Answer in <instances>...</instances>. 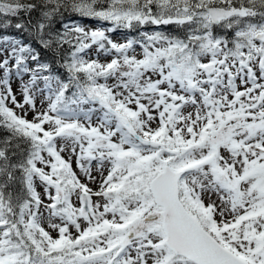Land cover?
Here are the masks:
<instances>
[{
    "label": "snow or ice",
    "instance_id": "6c2138e0",
    "mask_svg": "<svg viewBox=\"0 0 264 264\" xmlns=\"http://www.w3.org/2000/svg\"><path fill=\"white\" fill-rule=\"evenodd\" d=\"M0 264H264V0H0Z\"/></svg>",
    "mask_w": 264,
    "mask_h": 264
},
{
    "label": "rangeland",
    "instance_id": "374dc122",
    "mask_svg": "<svg viewBox=\"0 0 264 264\" xmlns=\"http://www.w3.org/2000/svg\"><path fill=\"white\" fill-rule=\"evenodd\" d=\"M76 23L85 25L87 27H98V26H104V27H108L109 25H101L100 22L98 21H78ZM123 30L120 31H116L115 33H111V38L113 40H116L117 42H123L126 38H130L128 35H126L125 33H123Z\"/></svg>",
    "mask_w": 264,
    "mask_h": 264
},
{
    "label": "trees",
    "instance_id": "16d2710c",
    "mask_svg": "<svg viewBox=\"0 0 264 264\" xmlns=\"http://www.w3.org/2000/svg\"><path fill=\"white\" fill-rule=\"evenodd\" d=\"M71 19L75 22H78V21H91V19H87V18H82V17H79V16H72ZM96 21V20H94ZM99 22V21H98ZM101 24V22H100ZM104 25H107V24H104ZM120 30H123L126 35H128L129 37H135L138 33L135 29H118L116 31H120ZM171 31V29H169ZM115 31V32H116ZM114 32V33H115Z\"/></svg>",
    "mask_w": 264,
    "mask_h": 264
}]
</instances>
